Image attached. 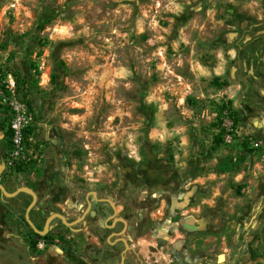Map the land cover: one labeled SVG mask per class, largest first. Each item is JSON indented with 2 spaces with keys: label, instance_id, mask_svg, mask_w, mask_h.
Returning a JSON list of instances; mask_svg holds the SVG:
<instances>
[{
  "label": "rangeland",
  "instance_id": "obj_1",
  "mask_svg": "<svg viewBox=\"0 0 264 264\" xmlns=\"http://www.w3.org/2000/svg\"><path fill=\"white\" fill-rule=\"evenodd\" d=\"M174 2L183 8L179 15L163 11L169 0H0V73L16 79L18 97L35 119L28 133L34 157L9 165L8 115L0 109V184L8 192L34 191L33 212L41 221V209L68 221L80 217L86 194L96 192L113 201L118 215L135 227V216L153 195H162L160 207L173 205L171 196L183 219L177 260L170 262L161 249L151 250L152 255L145 244L136 248L145 238L128 234V264H264V19H258L264 16V0L251 14L229 0ZM5 5L12 7L5 11ZM153 17L156 29L149 27ZM80 18L89 34L77 36L80 25L64 40L51 32ZM50 46L49 57L42 58ZM160 48L162 56L154 55ZM119 68L130 73L126 79H115L109 87L104 85L111 75L99 81L105 71ZM212 68L221 75H199L200 69ZM215 78L228 86L214 87ZM89 88L90 115L85 116L84 107L71 104H83ZM149 95L159 100L146 103ZM161 102L167 108L158 121ZM117 108L130 111L131 119L108 123ZM73 115L85 117L83 124L72 122ZM159 122L167 131H185L158 146L146 136L159 131ZM129 123H140L138 131L144 133L139 165L102 139L130 131ZM221 133L223 141L213 150L212 140ZM181 138L187 140L182 149ZM99 168L104 171L94 170ZM89 200L84 224L68 229L53 220L51 247L35 251L13 222L28 203L26 194L7 199L0 193V264H80L84 250L94 256L87 249L95 247L99 217Z\"/></svg>",
  "mask_w": 264,
  "mask_h": 264
},
{
  "label": "flooded vegetation",
  "instance_id": "obj_2",
  "mask_svg": "<svg viewBox=\"0 0 264 264\" xmlns=\"http://www.w3.org/2000/svg\"><path fill=\"white\" fill-rule=\"evenodd\" d=\"M89 193L90 192L86 194V208H87V202H90V209H91L92 203L89 200V198L91 197V199L97 205L99 226L98 229H96L95 231L96 234L95 247L93 248L89 247L88 249L86 248L88 251L93 250L92 254H94V256H90V257L87 256L86 255L87 252H85L84 250L83 252L84 257L83 256L80 257V264H128L127 255L131 251L129 238L127 236L128 234L134 235V238L140 239L142 237L154 241L156 246H153L151 244L148 245L150 248L149 252L152 255H154V253L151 250L161 249L162 252H164L166 255L172 257L170 262L172 263L175 262L173 257H175V259L177 260L178 252L182 251V248L180 249V247L183 245L182 244L183 219H182L181 207L177 206V203L174 202L171 196H170V202L171 204L173 203V205L164 204L162 207H160L161 205L160 202L163 201L162 195L160 194L158 197H155L153 195L151 203H147L142 208V212L135 216V219L133 221L135 223V227H133V226H128L129 222L126 220V218L120 217L118 215L117 206L113 201L105 197H100V196L98 197L96 192L95 193L98 200H94L92 195H88ZM176 194L177 193L175 192V195ZM26 197L28 198V203L25 205V208L22 211L17 212L16 216L13 219V222L18 223L20 230L25 231L24 238L27 240L29 248L38 251L36 249V244L38 240L41 239L45 243L44 249H47L48 247H51L49 237L53 231V229L50 227L53 220L48 223L45 234L43 236H40L38 233H36V231L38 232L44 231L47 218L50 215L46 216V213L41 209L39 213L41 217H43V220L41 221L38 218L37 211L33 212L36 208V205L38 204L36 199L35 205L28 212V219L34 227L32 228L26 221V210L32 201V197L28 194H26ZM176 199L177 198L175 197V200ZM105 200H110L113 203V206H111ZM90 209L88 213L85 215V217L89 214ZM106 212L107 215L104 216ZM156 215L158 217H156ZM84 219L80 223L84 224ZM119 219H123L124 222L120 221ZM74 220L72 221L67 220V222H73ZM141 225H143L142 230H140ZM67 228L70 229L72 227H67ZM192 240H193L192 242H194V247H192V250L194 251L193 253L197 254V249H198L197 237L194 236ZM137 247L138 246L136 245V248ZM122 258H123V263H122ZM170 262L165 261V264H170Z\"/></svg>",
  "mask_w": 264,
  "mask_h": 264
},
{
  "label": "clouds",
  "instance_id": "obj_3",
  "mask_svg": "<svg viewBox=\"0 0 264 264\" xmlns=\"http://www.w3.org/2000/svg\"><path fill=\"white\" fill-rule=\"evenodd\" d=\"M229 2L232 3L234 6H238L242 12L243 11H249L250 12L251 9L260 7L261 0H251V3L247 2V0H240L239 4H237V0H229ZM9 7H12V5H5V11ZM122 7H123V5H122ZM159 7H160L159 3H156L155 8L159 9ZM163 11L164 12H173L176 15H179L182 13L183 8L180 4L175 3L174 0H169L168 5L163 9ZM250 14H251V12H250ZM24 15L28 16L29 13L27 11H25ZM147 15H148L147 12H142V16H144L145 18H147ZM258 19H264V16L258 15ZM77 25L82 26L80 28V31H78L76 33L77 36L89 34L88 28L84 24L83 18L77 19L72 25L64 24V25H57L55 27H52L51 32L56 33L60 37L61 40L68 39V38H71V36H72V29ZM149 27L152 29L157 28V21H156L155 17H153L152 20L150 21ZM136 28H137V34H141L144 31L143 25L140 21H137ZM161 31H164V29H161ZM157 39L162 40L163 37H157ZM149 43H151V42H149ZM172 47H173V49H175L176 45L173 44ZM51 50H52V48L50 46L47 50H45L43 52L42 58H45V59L48 58ZM164 51L165 50L163 48H160L157 50L156 53H154V55L162 56ZM222 55H223V53H220V52L216 53L217 58H220ZM89 59H92V57H89ZM45 70L48 72L47 68ZM129 74L130 73H128L124 68H119L118 70H114L111 73H109L108 71H105L99 77V81L103 82V81H105V79L107 77H109L111 75L112 79H107V83L104 85L105 87H109V86H113V80H115V79L124 80V79H126V77ZM199 75L205 76V77L210 76V75L220 76L221 72L218 68H212L211 70L200 69ZM44 82L47 84V82H48L47 76L45 77ZM124 87L127 88L128 85L125 84ZM158 91H164V89H159ZM90 95H91V88H89V91L84 94L83 104H79V103L71 104V107L72 108L84 107L86 109L85 116L90 115V113L87 111L88 104L90 103V100L88 99V97ZM157 100H159L158 96L149 95L146 97V103H152V102L157 101ZM178 103L182 104L183 100L180 99L178 101ZM166 108H167V105H164L161 102L160 106H159L158 113H157V120L158 121H159V112L163 111ZM123 117H128L130 120L131 119L130 111L121 112L119 110V108H117V110L113 113V115H110L108 117V123H110L114 118H123ZM84 118L85 117H83V116L77 117L75 115L69 117V119L72 122H76L77 120H79L81 122V125L83 124ZM107 126L108 125L106 123L105 128H107ZM64 127H67V125H65ZM127 127H128V129H130V131H127L126 133L121 132L120 136H116V134L114 132H112L108 135H102V139L108 143V146H109V148L112 149V151H114V152L115 151H123L126 154V158L129 161H131L133 164L139 165L142 158H143L142 153H141V145H140L139 141L141 138L144 137V133L142 131H138V129L141 128L140 123H134V124L129 123ZM158 128H159V131H157L154 128V129L150 130L146 136L147 141H149L150 143L156 144L158 146H162L166 141L171 140V138L173 136L181 137V133H183L185 131L183 128H180V129H177L174 131H167L165 129L164 122H159ZM113 146H115V147H113ZM186 146H187V140L184 138H181L179 148L182 149ZM94 170L104 171L103 168L94 169ZM240 178H241L240 176L236 177V179H240ZM196 183H200V181H196Z\"/></svg>",
  "mask_w": 264,
  "mask_h": 264
},
{
  "label": "built area",
  "instance_id": "obj_4",
  "mask_svg": "<svg viewBox=\"0 0 264 264\" xmlns=\"http://www.w3.org/2000/svg\"><path fill=\"white\" fill-rule=\"evenodd\" d=\"M0 109L7 112L9 119L8 164H25L34 157L28 133L34 126L35 119L26 103L18 97V84L10 74L0 73ZM44 247V241L38 240L36 249L41 251Z\"/></svg>",
  "mask_w": 264,
  "mask_h": 264
},
{
  "label": "water",
  "instance_id": "obj_5",
  "mask_svg": "<svg viewBox=\"0 0 264 264\" xmlns=\"http://www.w3.org/2000/svg\"><path fill=\"white\" fill-rule=\"evenodd\" d=\"M0 193H1V195H2L3 197H5V198H7V199L14 198V197H16L18 194H20V193L28 194V195H30V196L32 197V201H31L30 205L28 206V208H27V210H26V221L28 222V224H29L32 228H34L33 225H32V223H31V222L29 221V219H28V212L30 211V209H31V208L35 205V203H36V199H37V197H36L35 193H34L32 190H30V189H28V188H26V187H20V188H17V189H16L15 191H13V192H8V191H6V189L4 188V186H3L2 184H0ZM88 195H92V197H93L94 200H98L97 197H96V193H95V192H90ZM105 201L108 202L111 206H113V203H112L110 200H105ZM89 209H90V202H87V208H86V210L84 211L83 215H82L81 217H79L78 219L74 220L73 222H67V220L65 219V217L62 216L61 214H57V213H56V214H52V215H50V216L47 218V221H46V225H45V229H44V231H43V232H38V231H36V230H35V231H36V233H38L40 236H43V235L45 234L46 227H47L48 223H49L50 221L54 220V219H59V220L62 222V224L65 225V226H67V227H73V226L77 225L78 223H80V222L84 219V217H85V215L88 213ZM119 220L122 221V222H124L123 219H119ZM122 263H123V258H122Z\"/></svg>",
  "mask_w": 264,
  "mask_h": 264
},
{
  "label": "trees",
  "instance_id": "obj_6",
  "mask_svg": "<svg viewBox=\"0 0 264 264\" xmlns=\"http://www.w3.org/2000/svg\"><path fill=\"white\" fill-rule=\"evenodd\" d=\"M53 14H55V12H53L52 15H53ZM48 20H50V18H49ZM40 28L43 30V29L45 28V25H42ZM211 84H212L214 87H219V88L227 87V86H228V82H227V81H220V79H218V78H215V79L212 81ZM27 104H28V103H27ZM227 104L229 105V104H231V102L229 101V102H227ZM28 106H29V104H28ZM29 109H30V108H29ZM235 121H236V119H235ZM7 134H8L9 137H10V131H9V129H8ZM222 135H224V133H221L220 136H219V135H216V136L213 138V140H212V142H213V145H212L213 147H212V149H213V150L217 149V148L220 146V144L222 143V141H223V139H222Z\"/></svg>",
  "mask_w": 264,
  "mask_h": 264
},
{
  "label": "crops",
  "instance_id": "obj_7",
  "mask_svg": "<svg viewBox=\"0 0 264 264\" xmlns=\"http://www.w3.org/2000/svg\"><path fill=\"white\" fill-rule=\"evenodd\" d=\"M8 125H9V119H8ZM32 129V128H31ZM146 241L145 242H141V241H138L137 243H136V245H141V246H143L144 244L145 245H149V244H151V245H155V242L154 241H152V240H148V239H145ZM170 244H171V242H170ZM183 247V245L180 247V249Z\"/></svg>",
  "mask_w": 264,
  "mask_h": 264
}]
</instances>
